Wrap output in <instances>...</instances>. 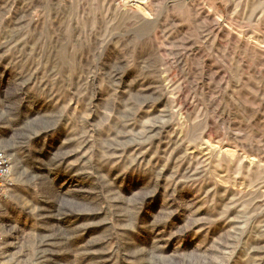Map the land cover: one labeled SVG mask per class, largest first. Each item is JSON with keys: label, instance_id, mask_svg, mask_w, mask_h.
Masks as SVG:
<instances>
[{"label": "rangeland", "instance_id": "obj_1", "mask_svg": "<svg viewBox=\"0 0 264 264\" xmlns=\"http://www.w3.org/2000/svg\"><path fill=\"white\" fill-rule=\"evenodd\" d=\"M0 264H264V0H0Z\"/></svg>", "mask_w": 264, "mask_h": 264}, {"label": "built area", "instance_id": "obj_2", "mask_svg": "<svg viewBox=\"0 0 264 264\" xmlns=\"http://www.w3.org/2000/svg\"><path fill=\"white\" fill-rule=\"evenodd\" d=\"M13 165L11 158L0 150V202L10 185Z\"/></svg>", "mask_w": 264, "mask_h": 264}]
</instances>
